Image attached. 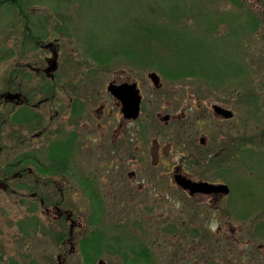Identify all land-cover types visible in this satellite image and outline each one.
<instances>
[{
	"label": "rangeland",
	"instance_id": "obj_1",
	"mask_svg": "<svg viewBox=\"0 0 264 264\" xmlns=\"http://www.w3.org/2000/svg\"><path fill=\"white\" fill-rule=\"evenodd\" d=\"M166 29L169 36L161 33ZM199 35L204 55L195 57L186 75L164 78L150 61L140 59L142 53L169 65L176 62L171 50L194 49ZM34 37L57 39L61 51L53 72L55 99L40 106L46 120L42 125L33 119L12 122L17 105L3 101L20 81L15 79L12 87L11 75L29 72L27 62L40 60V53L50 55ZM150 71L158 74L159 87L148 79ZM111 80L134 81L140 89L141 111L135 121L118 122V106L105 89ZM189 95L235 113L234 136L241 149L219 169H206L189 146L195 139L201 147L192 131L194 116L199 122L206 119L203 108L189 110L182 122L164 124L157 116L179 114L167 105L177 97L184 107ZM1 97L0 114L8 118L0 123V169L23 153L44 160L46 146L66 140L72 130L78 138L74 147L70 143L66 174L36 175L32 165V177L8 175L6 185L0 184V264H84L78 240L96 230L104 240L96 261L109 264H133L124 258L133 256L131 247L137 245L150 255L149 262L137 258V264H264V250L258 246L264 243V229L256 231L253 224L264 218V0L5 3L0 6ZM70 99L75 101L73 112L66 107ZM101 104H106L103 113L97 109ZM232 125V120L223 123L224 138ZM42 127L46 132L38 134ZM178 161L198 179L218 178L229 186L222 211L209 208L215 202L195 203L171 186L166 174ZM82 183L101 201L94 222L89 221L91 197ZM245 208L249 214L240 213Z\"/></svg>",
	"mask_w": 264,
	"mask_h": 264
},
{
	"label": "flooded vegetation",
	"instance_id": "obj_2",
	"mask_svg": "<svg viewBox=\"0 0 264 264\" xmlns=\"http://www.w3.org/2000/svg\"><path fill=\"white\" fill-rule=\"evenodd\" d=\"M19 1L20 0H7V3L12 4V5H19ZM23 17L26 19V14H23ZM30 42H33L32 40H30ZM50 42V41H48ZM48 42H40L38 44L39 48H43V50H45L48 54H50L49 56L47 55H42V53H40V55L42 56L41 59H37L33 60L31 59L29 62H27V70H29V74L30 76L26 77L23 80V89L25 91V94L22 93L21 91H16V90H10L11 88H9L10 91L12 92H17L20 93L21 98H23V95L26 97L27 101H28V106L30 110H32V112L35 111V113L37 114V117L35 118V123L38 124H43L44 122H46L45 118L40 116V106L46 101H49V99L51 101H53L55 99V90L58 89V83L56 81V78L54 76L53 71H47V67L50 66L53 57L56 59V68L58 67V61L60 59V55H61V51L59 48V43L57 41V39H53V41H51V43ZM34 44V43H33ZM35 46V44H34ZM33 46V47H34ZM35 48V47H34ZM45 48V49H44ZM43 51V52H45ZM31 72H33L36 77H33L35 75L31 74ZM14 79H18L16 77H14ZM122 82V81H121ZM129 82V81H126ZM134 82V81H131ZM119 83V82H117ZM20 83H18L19 85ZM136 87L138 88L137 84ZM139 89V88H138ZM18 90V89H17ZM47 90L48 94H45L43 91ZM51 92H50V91ZM139 93L141 95L140 89H139ZM111 95V94H110ZM112 96V95H111ZM113 97V96H112ZM189 98H187L186 103H184V107H182L181 104V100L177 97H175L172 102H169V104L167 105V108L171 111H175L178 109L179 114L175 115V114H164L167 115V119L164 118V115H157L159 120L166 124L167 122H169V120H181L184 121L186 120L188 111L191 109L196 110V108H203L204 111H206L207 116L205 120H201L200 122L197 120V118H195L196 116H194L193 121L194 123V127L192 132H194L193 136H198L197 139L200 143V146H198V144L195 142V139H193V142L190 143L189 146H192L196 151H195V156L196 153H199L201 160L205 161V163H203V165L205 166L206 169H211L212 167H217L219 169L220 166L224 165L225 159H228V156H233V157H238V149H239V141L238 138L236 136H234V132L236 131V129H238V126L235 125L234 123H237V119L235 117V113L231 108H228L232 111V116L228 117V118H224L221 115L216 114L212 109V106L216 103H209V102H204V101H200V98H192V95L188 96ZM115 99V104L118 106L117 108V113H120V117H118V122L123 124L124 122H133L135 121L139 115L135 118V119H127L122 117L121 111H120V102L119 100L117 101V99L115 97H113ZM73 100V99H72ZM70 99V103L68 105H66V107L69 108V112H73L75 109V101H72ZM195 102V104L193 103ZM140 109H139V114L141 111V104H142V95H141V100H140ZM73 105V108L72 105ZM106 104H101L99 105V107L97 108L98 110H100L102 113L104 112V107ZM220 105V104H217ZM222 106V105H220ZM60 107H62L60 105ZM224 107V106H222ZM73 110V111H72ZM78 113L73 114V116H78ZM57 114V113H56ZM124 120V121H123ZM228 120H232L233 121V125H232V130L228 131V133L226 132L225 134V138H224V130H223V123L225 121ZM32 121V120H31ZM210 121L209 124L206 125V122ZM46 132V128L42 127V129L39 130L38 134H42L43 132ZM77 131L76 130H72L71 132V136L70 137H66V140H61L59 142H50L47 146L46 149H54V152L56 153V156H50L51 154L47 155L46 158L44 160H40L39 157L33 156L32 153H28L30 156H28V158L25 159V176L28 175L29 177H32L33 173V169H32V163H36L41 165L40 167H35L34 171H36V175H41V174H66L67 172H69L70 170V159H69V155L68 153L72 150L71 148V144H73L72 147H74L76 145V141H77ZM123 146L126 144L124 142V139L121 140ZM155 142V140H154ZM53 143V144H52ZM189 144V143H187ZM185 145V144H184ZM188 146V147H189ZM139 146L136 145V148H138ZM75 149V148H74ZM158 149V145L156 143L155 145V150ZM76 150V149H75ZM32 155V156H31ZM223 155L225 157H223ZM185 159V158H184ZM162 160V158L158 159V160H154L152 162L153 168H156L158 165V161ZM209 160V161H208ZM61 164L64 165L65 169H56L55 170V164ZM161 164L164 165V163L161 161ZM181 161L175 162L173 163V165L170 166L169 168V172L166 174L168 175V179L170 181L171 186H173L177 191L182 192L184 195L187 196V198L193 200V202L197 203V202H205L207 204V206H211V203L215 202L216 204L213 205L212 207L209 208H213L216 211H219L221 209L220 203L223 199V197H225L228 194H224L221 192H208L205 194V192H194V193H190V191L188 189H183L179 183L176 182L175 180V176L179 175L181 178H185V179H189L191 181H206V182H210L213 184H220V183H224L223 181L219 180L218 178H216L215 180H208V179H198V177H196L195 175H192V173H188L186 170L183 169L182 165H181ZM46 165V166H45ZM45 170V171H44ZM74 172V168L72 165V169ZM43 171V172H42ZM71 176L74 178L75 175H73L72 173H70ZM130 174L132 176V174H135V172L132 170V172L130 171ZM35 176V175H34ZM78 180V179H77ZM77 184H79V180L77 182ZM62 187L59 188L60 192H61ZM58 190V191H59ZM230 190H228L227 193H229ZM55 206V205H54ZM63 211V210H62ZM220 211V212H221ZM73 227V224L72 226ZM217 228L221 231L222 227L221 226H217ZM259 246V245H258ZM260 247V246H259Z\"/></svg>",
	"mask_w": 264,
	"mask_h": 264
},
{
	"label": "trees",
	"instance_id": "obj_3",
	"mask_svg": "<svg viewBox=\"0 0 264 264\" xmlns=\"http://www.w3.org/2000/svg\"><path fill=\"white\" fill-rule=\"evenodd\" d=\"M5 3H7V0H0V6H2ZM238 4H241V2H238ZM240 6H242V4ZM161 33L163 35L169 36L168 35L169 31L167 29L162 31ZM161 33H159V34H161ZM33 39L36 41L42 42V40L37 39L36 37H34ZM201 40H203V39L199 35V40H197L196 46L194 47V49H192V47L190 45H188V46L186 45L182 48H180L178 46V48L171 50L170 54L174 53L173 57L176 59V62H172L169 65H165L163 63L162 64L154 63V61H155L153 58L154 56H151V57H149V59H147V58H145L146 56H144L142 53H140V59H141V61H143V64H146V63H148V61H150L154 65L155 70H157L164 78L166 77L168 79L169 78L174 79L176 77L186 75L190 69L193 70L194 65L196 64L194 62L195 57H197L199 59L200 57H202L204 55L203 50L201 48L202 47L201 46L202 45ZM181 41H182V43L187 42V41H183V40H181ZM35 47H36V45H35ZM196 47H197V50H195ZM210 69L212 70L211 67L209 68V70ZM215 72L218 74L217 69H215ZM218 75H220V74H218ZM225 75H227V74H225ZM28 76H30V74L27 71H23V70L15 76L11 75L9 83H11L12 87H13V85H15L14 84V80H15L14 77H16V78H18V80H20L16 83V85L13 87L12 90H16L19 92L21 91L22 93L25 94V91L23 89L24 84L21 81H23V79L28 77ZM18 83H20V84L18 85ZM43 92L45 94H48L47 90H44ZM0 99H2V97ZM3 101L12 103L13 108H15V106L17 105L16 108H18V110L15 113L16 115L14 117L12 116V118H11L12 122H18L19 124H21V123H23V121L30 122V119L35 120V118L37 117L36 113L30 112L28 110L29 109L27 107L28 101L24 95H23V98H21L19 101H6V100H4V98H3ZM1 104L2 103L0 101V105ZM24 109L28 110L29 112L28 113L24 112ZM17 114L20 115V117L18 116V118H16ZM7 118H8V115H6V113L4 115L0 114V123H4L5 121H7ZM59 141H61V140H55L53 142L55 143V142H59ZM239 149H241L240 143H239ZM256 153H259V152L257 151ZM49 154H51L50 156H52V157L56 156L54 149L53 150L47 149V155H49ZM32 155L35 156V154H33V153H32ZM28 156H30L28 153H23V154L19 155L16 158V160H13L12 162L6 163L3 170L0 169V184L1 185H4V186L6 185V183H7L6 181L8 180V175H11L15 179H21L23 177V175H25L26 170H25V163L24 162H25V159L28 158ZM32 164L35 167L41 166V165L36 164L34 162ZM54 166H55V170L56 169H59V170L65 169L64 168L65 166L61 165V164L56 163ZM83 185L85 187L83 189L87 192V196L90 195V197H91V208H92V210H91V214L89 215V221L94 222V221H96V219L98 218V216L100 215V212L102 210L101 209V201L99 200L95 190L91 189L90 185H88L86 183H84ZM55 206H58L57 202L55 203ZM246 211H247V213H246ZM236 212L238 213V211H235V213ZM240 213L249 214L248 208L243 209ZM60 214L62 215L63 212L61 211ZM263 216L264 215H262L261 217H263ZM253 224H254V230H256V231H259L260 229L261 230L264 229V218L261 219V222H258V220H257V222L256 223L254 222ZM97 232L98 231L96 230L95 232L90 233L88 236H84L83 238L81 237L78 240L77 248L79 249V254H80L81 260H82V262H84V264H95L94 261H96V257H98L97 255H99V252L103 248V241L104 240L97 234ZM106 244L108 245L107 242H106ZM110 246H113V244H111ZM131 249H132L131 253L133 254V256L125 257L124 258L125 260H127L128 262H132L133 264H137L139 262L136 260L137 258H141L142 261L145 263L149 262L150 255H149V251L145 248V246H138L137 245L136 247H131Z\"/></svg>",
	"mask_w": 264,
	"mask_h": 264
},
{
	"label": "water",
	"instance_id": "obj_4",
	"mask_svg": "<svg viewBox=\"0 0 264 264\" xmlns=\"http://www.w3.org/2000/svg\"><path fill=\"white\" fill-rule=\"evenodd\" d=\"M56 68V61L53 58L50 66L47 67V71H53ZM147 77L155 87L160 86V79L156 72L150 71L147 73ZM106 90L113 95L117 101L119 100L121 106L120 111L122 117L127 119H135L139 114L140 99L141 95L139 89L136 87L135 82H109L106 85ZM20 96L18 93H6L4 99L13 100L18 99ZM212 110L225 118L231 117L232 112L229 109L223 108L219 105L214 104ZM167 115L164 116L167 119ZM175 180L183 189H188L190 193L194 192H221L227 193L228 187L225 184H213L206 181H191L189 179L181 178L179 175L175 176ZM264 249V245L261 246ZM97 264H109L104 260L100 259L96 261Z\"/></svg>",
	"mask_w": 264,
	"mask_h": 264
}]
</instances>
